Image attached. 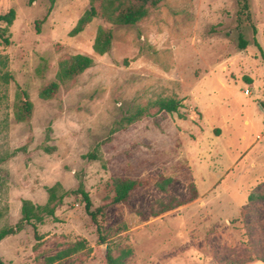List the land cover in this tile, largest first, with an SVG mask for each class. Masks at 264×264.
<instances>
[{"label":"rangeland","instance_id":"rangeland-1","mask_svg":"<svg viewBox=\"0 0 264 264\" xmlns=\"http://www.w3.org/2000/svg\"><path fill=\"white\" fill-rule=\"evenodd\" d=\"M89 6L0 0V14L16 11L12 25L0 22V229L20 220L23 200L43 205L50 187L72 191L81 181L103 208L107 242L73 193L38 223V238L27 225L0 241L4 262L107 264L109 246L116 255L132 249L126 264H264V55L256 44L264 52V0H251L256 33L248 21L239 26L237 0H161L135 25L96 17L72 35ZM100 26L113 32L103 55L93 49ZM75 54L91 55L93 66L41 98L60 60ZM19 88L34 105L30 123L17 119ZM169 98L182 102L183 117L152 106ZM144 106L150 114L127 123ZM116 178L137 183L126 203L114 200ZM191 183L195 200L154 215L171 197H189ZM81 240L84 250L48 262Z\"/></svg>","mask_w":264,"mask_h":264},{"label":"trees","instance_id":"trees-1","mask_svg":"<svg viewBox=\"0 0 264 264\" xmlns=\"http://www.w3.org/2000/svg\"><path fill=\"white\" fill-rule=\"evenodd\" d=\"M238 1V24L242 26L243 22L248 21L253 28V32H257V27L253 23L252 11H251V0H237ZM54 3L55 0H52ZM161 0H90L89 8L84 12V14L79 18L76 26L71 31L72 35H77L81 33L86 26L91 23V21L100 17L106 21L115 25H135L145 19L152 7L157 6ZM16 16L15 9L11 8L7 13L0 14V22H6L7 25H12ZM240 48L245 49L249 41L244 38L243 34L240 33ZM256 41V40H255ZM4 42L8 45L10 40L5 38ZM113 42V32L110 28L100 26L98 28L93 49L95 53L103 55L110 51ZM261 52L264 55L261 45L257 42ZM6 64V62L1 61L0 64ZM94 64V58L88 54H75L63 57L59 62V70L57 73V81H52L45 84L40 89V97L43 99L54 98L61 86V84L66 85L77 78L85 70L92 67ZM19 106L17 109V119L19 121H24L30 123L33 116L34 105L30 98L29 93L22 88H19ZM152 106L157 107L158 111L166 113H178L180 116H184L181 113V108L183 104L180 100L175 98L169 99H159L155 101ZM149 106H144L128 117H126L127 123L131 124L141 119L145 115H149ZM91 159H97L96 154L91 153ZM172 180V178H164L161 188L166 190L167 184ZM137 183L133 179L129 178H116L115 187L116 195L114 200L116 202H128L131 191L136 187ZM192 192L191 195L185 199H179L174 196L171 197L170 201L164 204L162 209L155 212L154 215L157 216L161 213L173 210L179 206L192 202L198 197V191L194 183H191ZM49 198L48 201L43 204H35L30 200H23L21 213L22 216L20 220L11 226H5L0 229V241L5 239L10 235H15L22 231L27 225H32L35 230V235L38 238V223H43L47 217H56V210L58 206L62 205L64 199L70 194H80L82 196L83 202L85 203V210L87 214L91 217L92 221L97 227V232L99 235V241L101 243H106V237L104 235L103 226L99 221V216L103 212L102 207L94 208L93 202L89 192L86 190L84 183L80 181L77 189L61 190L60 184L52 186L48 189ZM256 197L255 193L249 196V200H254ZM264 197V194L261 195ZM87 247L86 240H81L76 242L72 247L58 252L56 255L49 257V263H54L58 260L63 259L76 253L80 250H84ZM132 254V249H120V252L116 255L113 253L112 249L107 246L106 250V263L107 264H126V258ZM264 260V259H263ZM0 264H6L0 255Z\"/></svg>","mask_w":264,"mask_h":264},{"label":"built area","instance_id":"built-area-1","mask_svg":"<svg viewBox=\"0 0 264 264\" xmlns=\"http://www.w3.org/2000/svg\"><path fill=\"white\" fill-rule=\"evenodd\" d=\"M245 92H246V94H249L250 93V89L249 88H246L245 89Z\"/></svg>","mask_w":264,"mask_h":264}]
</instances>
